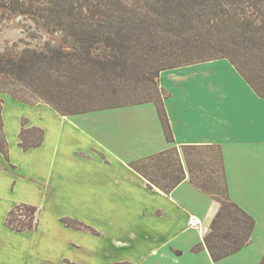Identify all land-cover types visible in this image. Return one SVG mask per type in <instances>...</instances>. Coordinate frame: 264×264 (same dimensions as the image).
Returning <instances> with one entry per match:
<instances>
[{
    "label": "crops",
    "instance_id": "1",
    "mask_svg": "<svg viewBox=\"0 0 264 264\" xmlns=\"http://www.w3.org/2000/svg\"><path fill=\"white\" fill-rule=\"evenodd\" d=\"M174 142L154 103L68 116L3 94L8 158L0 150V264H260L264 256V98L218 59L160 73ZM39 147L20 146L22 121ZM183 146L218 147L230 199L255 221L251 243L214 262L204 237L220 204L187 178L170 194L131 164ZM20 204L38 207V228L6 226ZM202 221L190 228L189 218ZM76 220L92 230L66 226ZM201 250L194 252V248Z\"/></svg>",
    "mask_w": 264,
    "mask_h": 264
},
{
    "label": "trees",
    "instance_id": "2",
    "mask_svg": "<svg viewBox=\"0 0 264 264\" xmlns=\"http://www.w3.org/2000/svg\"><path fill=\"white\" fill-rule=\"evenodd\" d=\"M0 11L30 16L62 41L0 50V150L7 160L3 94L49 104L62 116L152 102L169 142H174L165 108L170 94L159 85L164 70L227 59L264 98V0H0ZM103 102L111 105L96 107ZM26 126L24 119V151L44 138L42 129ZM131 167L150 188L166 194L188 171L191 183L220 204L204 237L214 262L251 243L256 221L230 199L218 147L172 148ZM38 215V207L20 204L9 212L6 226L35 231ZM62 222L92 230L70 218Z\"/></svg>",
    "mask_w": 264,
    "mask_h": 264
},
{
    "label": "rangeland",
    "instance_id": "3",
    "mask_svg": "<svg viewBox=\"0 0 264 264\" xmlns=\"http://www.w3.org/2000/svg\"><path fill=\"white\" fill-rule=\"evenodd\" d=\"M50 41L61 44V36L50 32L41 22H36L30 16L11 14L8 11H0V50L6 52L14 44L21 50L28 44L32 47L42 46ZM27 101H40L38 97H25ZM111 103L103 102L96 107L109 106Z\"/></svg>",
    "mask_w": 264,
    "mask_h": 264
},
{
    "label": "built area",
    "instance_id": "4",
    "mask_svg": "<svg viewBox=\"0 0 264 264\" xmlns=\"http://www.w3.org/2000/svg\"><path fill=\"white\" fill-rule=\"evenodd\" d=\"M202 221L201 219L197 218V217H190L189 218V226L190 228H195V229H201L202 227Z\"/></svg>",
    "mask_w": 264,
    "mask_h": 264
}]
</instances>
